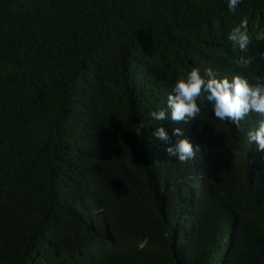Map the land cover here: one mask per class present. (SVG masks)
<instances>
[{
	"label": "trees",
	"instance_id": "trees-1",
	"mask_svg": "<svg viewBox=\"0 0 264 264\" xmlns=\"http://www.w3.org/2000/svg\"><path fill=\"white\" fill-rule=\"evenodd\" d=\"M262 29L264 0H0V264H264V116H151L193 67L264 82Z\"/></svg>",
	"mask_w": 264,
	"mask_h": 264
},
{
	"label": "clouds",
	"instance_id": "clouds-1",
	"mask_svg": "<svg viewBox=\"0 0 264 264\" xmlns=\"http://www.w3.org/2000/svg\"><path fill=\"white\" fill-rule=\"evenodd\" d=\"M242 0H228V8L235 13ZM249 21L244 18L228 34V40L234 47L238 46L244 52L247 51L251 39L248 33ZM257 40H264V29L256 35ZM254 57H241L242 66H250ZM205 100L211 105L214 117L221 121H231L238 130L242 131V122L255 113L264 116V82L259 78L255 83L243 76H234L231 80L227 77L217 78V74L211 69L204 70L193 67L186 77L178 79L167 97V107L153 111L151 116L157 121L169 118L171 121L190 122L201 113L198 101ZM143 127V125H141ZM165 145V151L169 158H175L180 163H188L197 157L201 151L199 145L191 142L181 128H175L170 136L164 127H158L152 133ZM172 136L178 137L173 143ZM183 137V138H179ZM249 140L256 143L257 151L264 152V119L260 120L258 127L248 133ZM254 162V161H253Z\"/></svg>",
	"mask_w": 264,
	"mask_h": 264
},
{
	"label": "bare ground",
	"instance_id": "bare-ground-1",
	"mask_svg": "<svg viewBox=\"0 0 264 264\" xmlns=\"http://www.w3.org/2000/svg\"><path fill=\"white\" fill-rule=\"evenodd\" d=\"M224 257V256H223ZM223 259V258H222Z\"/></svg>",
	"mask_w": 264,
	"mask_h": 264
}]
</instances>
